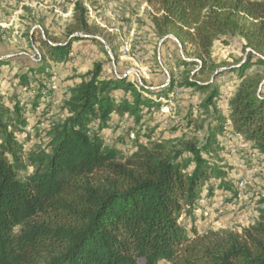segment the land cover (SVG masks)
<instances>
[{
    "label": "trees",
    "instance_id": "trees-1",
    "mask_svg": "<svg viewBox=\"0 0 264 264\" xmlns=\"http://www.w3.org/2000/svg\"><path fill=\"white\" fill-rule=\"evenodd\" d=\"M147 3L157 40L178 45L177 77L151 91L128 77H106L96 65L67 90L36 149L26 151L21 135L30 127L27 110L53 99L52 75L42 66L20 76L32 100L7 103L1 69L8 62L0 60V264H264V199L241 233L200 231L196 215L205 192L238 196L214 163L228 154L229 136L264 160V0ZM68 30L69 42L45 44L53 63L66 62L75 42L97 38L83 0L74 3ZM236 36L247 61L217 62L215 45ZM254 66L260 70L249 73ZM225 70L238 79L227 102L216 84ZM177 86L202 96L203 141L145 146L140 133L133 143L130 133L127 141H107L115 119L140 126Z\"/></svg>",
    "mask_w": 264,
    "mask_h": 264
},
{
    "label": "rangeland",
    "instance_id": "rangeland-1",
    "mask_svg": "<svg viewBox=\"0 0 264 264\" xmlns=\"http://www.w3.org/2000/svg\"><path fill=\"white\" fill-rule=\"evenodd\" d=\"M76 1L0 0V60L8 62L1 69L2 96L7 103L16 96L22 103H28L34 94L24 91L19 77L42 66L52 75L48 89L53 92V99L44 101L36 112L27 110L30 127L21 135L26 151L45 143L42 130L46 129L48 119L59 115L67 90L96 65L102 66L106 77H128L129 81L151 91L165 89L172 75L177 77L178 45L170 42L163 47L157 40L147 17L150 11L147 0H83L90 24L98 31L97 38L94 41L86 37L75 42L66 62L53 63L46 57L45 44L69 42L68 28L73 23ZM213 58L219 63H244L248 59L244 41L238 36L221 38L213 49ZM259 70L254 66L249 73ZM225 71L216 84L222 88L227 102L235 92L238 79L229 70ZM201 100L202 96L177 86L168 98L160 100V112L146 111L140 126L115 119L113 129L105 132L106 139L109 143H120L127 141L130 133L133 143L140 133L138 143L145 146L148 141L193 138L203 141L204 132L200 127L206 117L200 108ZM45 112L49 114L44 117ZM38 119L43 123L40 126L36 124ZM175 127L178 129L174 130ZM228 139V154L219 156L214 163L227 173L238 196L217 189L214 198L209 199L205 192L196 212L200 231L241 233L255 222L261 208L259 203L264 199V160L250 154L251 145L233 136ZM240 182L244 183L242 188L238 187Z\"/></svg>",
    "mask_w": 264,
    "mask_h": 264
},
{
    "label": "built area",
    "instance_id": "built-area-1",
    "mask_svg": "<svg viewBox=\"0 0 264 264\" xmlns=\"http://www.w3.org/2000/svg\"><path fill=\"white\" fill-rule=\"evenodd\" d=\"M248 52H250V50H248ZM243 186H244V183H243V182H240L239 185H238V187H241V188H242Z\"/></svg>",
    "mask_w": 264,
    "mask_h": 264
}]
</instances>
